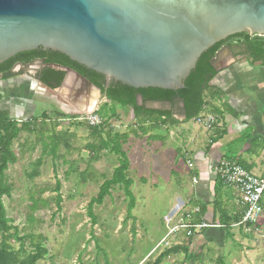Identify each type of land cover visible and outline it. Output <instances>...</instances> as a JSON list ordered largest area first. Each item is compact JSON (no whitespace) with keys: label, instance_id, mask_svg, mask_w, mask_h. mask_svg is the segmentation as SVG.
<instances>
[{"label":"rangeland","instance_id":"374dc122","mask_svg":"<svg viewBox=\"0 0 264 264\" xmlns=\"http://www.w3.org/2000/svg\"><path fill=\"white\" fill-rule=\"evenodd\" d=\"M39 67L33 64L25 69L18 67L17 71L29 76ZM1 85L0 92H3ZM32 85L24 90L33 91L30 95L35 99L33 103L26 101L22 105V101L13 98V92L8 101L4 96L7 93H1V110L12 119L32 123L31 131L22 133L14 143L18 161L6 172L11 187V195L3 199L7 216L24 239V249L12 242L14 249L22 257L31 254L35 238V243L42 242V247L48 251L37 264H138L140 261H143L141 264H154L152 261L146 263L144 256L166 233L164 218L176 215L183 205L174 195L173 172L187 170L186 139L182 136V144L177 143L174 126H166L167 129L159 126L151 133L163 134L164 141L151 140L149 135L139 131L130 109L113 105L99 91L84 86L76 97L77 88L83 85L78 79L73 82L67 79L62 88L51 91L37 82ZM21 96L25 97L26 93ZM92 104L95 108L89 110ZM146 107L170 109L169 104L160 103H148ZM114 112L116 117L112 116ZM95 119L101 123L93 125L91 122ZM93 128H103L105 133L112 135L129 134L123 150L130 161L129 177L134 181L131 191L136 199L132 213L135 221L127 219L128 200L120 187L112 189L102 206L93 207L95 222L89 215L90 201L97 197L104 179H110L118 166V158L109 151L88 148L94 141ZM53 134L64 137L58 158L44 157L39 177L31 179L33 166L41 157L42 135L47 139ZM85 172L87 181L82 179ZM57 183L62 196L59 211ZM45 189L48 192L41 193ZM32 198L45 202L47 207L40 204L39 210L32 211ZM242 236L222 255L219 251L206 254L204 264H219V259L223 260L222 264H264V227ZM164 248L152 254H162Z\"/></svg>","mask_w":264,"mask_h":264},{"label":"water","instance_id":"95a60500","mask_svg":"<svg viewBox=\"0 0 264 264\" xmlns=\"http://www.w3.org/2000/svg\"><path fill=\"white\" fill-rule=\"evenodd\" d=\"M243 33L264 37V0H0V64L42 48L134 89H183L204 53Z\"/></svg>","mask_w":264,"mask_h":264},{"label":"trees","instance_id":"16d2710c","mask_svg":"<svg viewBox=\"0 0 264 264\" xmlns=\"http://www.w3.org/2000/svg\"><path fill=\"white\" fill-rule=\"evenodd\" d=\"M225 46L235 51H240L243 55H248L253 61H262L264 64V37L250 36L246 33L239 34L228 38L226 41L216 44L209 49L199 59L195 70L190 74L184 83V88L177 91L161 90V89H134L111 81L107 86L106 78L91 70L86 69L72 62L68 57L58 52L43 50L42 48L18 54L10 60L0 64V76L3 81H9L23 72L15 73L16 66L32 65L36 61H43L45 64L58 65L62 68L70 69L80 76L86 78L94 87L98 89L103 98L113 105H118L122 109H131L134 115L139 131L143 135L151 133L159 126H176L178 121L173 118V112L179 110L185 117L184 122H190L201 115L209 103L206 100V92L211 81L217 72L211 65L212 59ZM66 72L56 71L51 68H44L38 74V80L52 90H57L62 85ZM138 98H141L139 104ZM3 96L0 93V104ZM148 103L169 104L170 110L165 109H149L146 107ZM44 116V113H43ZM116 117V112L112 114ZM31 122L19 123L15 119L8 116L7 112L0 109V264H37L43 260L48 251L42 247V242L35 243L32 239L34 252L22 257L19 251H16L12 242L19 243L20 249H24V239L19 236L17 228L12 225L10 218L7 216V210L4 204V197L11 195V187L6 180V172L11 165L18 161V156L13 150L14 143L20 139L22 133L31 131ZM91 137L93 144H89L88 148L92 150L109 151L118 158V166L115 168L110 179H104L100 186L99 193L93 198L88 205L90 217L95 222L93 215V207L95 205L102 206L104 200L110 196V192L114 187H120L124 196L128 200L127 219L135 221L133 210L136 206V199L131 191L134 181L129 177L130 161L123 150V145L128 141L129 134L112 135L110 132H104L103 128L91 129ZM151 140H163L158 136H150ZM64 137L61 134H53L47 139L42 135V153L41 157L35 162L34 170L29 175L31 179L39 177V169L43 165L44 157L50 155L54 159L58 158V151ZM85 172L82 175L83 181H87ZM60 184L57 183L55 191L57 193L56 204L58 211L62 203L60 192ZM48 192L47 189L41 193ZM32 211H37L40 204L47 207L45 202L37 201L32 198ZM203 212V210H202ZM230 229V228H229ZM179 248H172L164 252L155 262L160 264L163 258L171 253H176ZM223 260L219 259V264Z\"/></svg>","mask_w":264,"mask_h":264},{"label":"crops","instance_id":"0c3cea01","mask_svg":"<svg viewBox=\"0 0 264 264\" xmlns=\"http://www.w3.org/2000/svg\"><path fill=\"white\" fill-rule=\"evenodd\" d=\"M215 70L217 74L205 96L209 105L203 113L216 115L218 125L207 132L194 121L184 122L185 117L178 109L173 112V118L179 122L174 126L176 141L182 144L183 136L187 143L185 151L191 155L188 154L187 170L173 172V182L174 195L183 203L181 208L197 204L202 207L206 223L222 227L207 229L191 239L181 237L174 240L164 252L172 248H179L178 251L163 258L160 264H204L206 254L219 251L222 255L234 241L244 237L240 231L234 234V229H229L230 225L241 220L243 209L236 192L220 182L217 168L222 160L235 161L244 170L264 177V64L253 61L239 50H232L222 55ZM71 79L73 82L77 78L73 76ZM1 91L7 93L5 97H11L4 87ZM163 128L167 129L166 126ZM160 135L162 138L163 134ZM194 180L198 183L194 184ZM156 246L144 256L146 263L152 261L155 264L164 253L154 256Z\"/></svg>","mask_w":264,"mask_h":264},{"label":"built area","instance_id":"2783aa9c","mask_svg":"<svg viewBox=\"0 0 264 264\" xmlns=\"http://www.w3.org/2000/svg\"><path fill=\"white\" fill-rule=\"evenodd\" d=\"M218 117L214 114H202L194 119V122L205 131L210 132L218 125ZM98 125L101 122L95 119L91 122ZM191 166V162H188ZM218 176L223 186L233 189L243 209L242 218L229 226L244 235L256 233L264 227V177H258L244 170L237 162L222 160L218 164ZM194 180V184H197ZM189 204V203H188ZM166 228L165 238L156 246L153 253L160 247L169 248L172 242L178 238L191 239L210 228H221L220 225L208 224L203 220L202 207L194 204L183 207L174 216L164 218Z\"/></svg>","mask_w":264,"mask_h":264},{"label":"flooded vegetation","instance_id":"af4514ba","mask_svg":"<svg viewBox=\"0 0 264 264\" xmlns=\"http://www.w3.org/2000/svg\"><path fill=\"white\" fill-rule=\"evenodd\" d=\"M33 64H38L40 67H39V69L35 72V74H29V76H27V74L26 73H23V74H20V75H18V76H16L14 79H12V80H9V81H3L2 79H1V76H0V84H2L3 85V87H4V89H6V90H8V92L10 93V95H11V97H8L9 98V100L8 101H10V99H12V92H13V98H15V100H17V101H22L21 102V104L23 105V104H26V103H23V102H26V101H28V102H30V103H33L34 102V100L35 99H33V97H30V95L32 94V92L33 91H31V92H29L28 93V90L26 91V90H24V88L25 89H27L28 87H27V85H32V82H37V84H39V85H41V86H43V88L44 89H46L47 91H51L52 89H50V88H48L47 86H45L44 84H42L39 80H38V74L40 73V72H42L43 71V69L44 68H51V69H53V70H55L54 68H53V66H58V65H49V64H45L43 61H41V60H39V61H36V62H34ZM32 64V65H33ZM32 65H27V66H21V65H18V66H16L15 67V69H14V72L15 73H20V72H23V71H17V68L19 67V69L20 68H28V67H30V66H32ZM60 67V66H59ZM62 68V67H61ZM56 71H63V70H56ZM65 72V71H64ZM66 75H67V73H66ZM66 75H65V78H64V81H63V83H62V85L60 86V88H62L65 84H66V81H67V79H66ZM66 79V80H65ZM110 84V82L109 83H107V86ZM1 85V86H2ZM85 86V85H84ZM84 86L82 85V88L80 89V88H77V91H76V97H79V95L82 93V91H83V89H84ZM32 87H33V85H32ZM30 88V87H29ZM60 88H58V89H60ZM79 89V90H78ZM98 91V90H97ZM22 93H26V96L25 97H23V98H21L22 96H21V94ZM101 94V93H100ZM30 98V99H29ZM16 121H18L19 123H22L23 121H20V120H16Z\"/></svg>","mask_w":264,"mask_h":264},{"label":"bare ground","instance_id":"6f19581e","mask_svg":"<svg viewBox=\"0 0 264 264\" xmlns=\"http://www.w3.org/2000/svg\"><path fill=\"white\" fill-rule=\"evenodd\" d=\"M95 105L93 104L92 106L89 107V109L91 110Z\"/></svg>","mask_w":264,"mask_h":264}]
</instances>
